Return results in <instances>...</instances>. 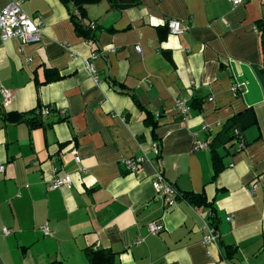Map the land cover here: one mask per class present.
I'll return each mask as SVG.
<instances>
[{
    "label": "crops",
    "instance_id": "obj_1",
    "mask_svg": "<svg viewBox=\"0 0 264 264\" xmlns=\"http://www.w3.org/2000/svg\"><path fill=\"white\" fill-rule=\"evenodd\" d=\"M22 1L44 36L0 38V90L14 95L7 107L0 99V230H10L0 264H90L98 251L114 264H264V0ZM168 20L186 29L171 35ZM11 113L22 121L8 123ZM141 156L128 173L122 162ZM157 173L179 195L171 210ZM56 175L72 188L51 190ZM151 223L163 231L150 233ZM205 224L215 243H203Z\"/></svg>",
    "mask_w": 264,
    "mask_h": 264
},
{
    "label": "built area",
    "instance_id": "obj_2",
    "mask_svg": "<svg viewBox=\"0 0 264 264\" xmlns=\"http://www.w3.org/2000/svg\"><path fill=\"white\" fill-rule=\"evenodd\" d=\"M233 6H238L242 3L243 0H230ZM166 26L171 35H180L184 32L186 28L182 27L181 22L177 20H168ZM94 28L93 25H91ZM44 32V22L40 17L32 18L30 17L23 9V1L22 0H11L1 11H0V38L1 40H19L23 45L27 44H39L43 39ZM138 49V48H137ZM97 54L92 55L91 59H95ZM88 66V64H87ZM89 71L93 75L94 81H97V76L88 66ZM14 95L9 90L1 89L0 90V99L3 106L7 107L11 104ZM209 101H213L212 98ZM177 112L184 118H186L190 112V108L181 100H176L175 104ZM51 108H42L39 113L42 119L48 117L50 114ZM59 114L64 117L66 115L64 110H60ZM220 124H218L219 126ZM210 128L208 126H204L203 130L208 131ZM234 134L239 137L241 140V134L238 130L234 131ZM208 145L203 142L196 141L194 144V149H205ZM243 147V146H242ZM153 154L155 157L159 156V146L155 142L152 144ZM72 159L79 167V173L83 172V168L81 166V158L79 157L76 150L70 153ZM148 159L146 156H141L137 158L127 159L122 162V165L125 167V170L128 173H135L140 165L147 162ZM4 172V166H0V176ZM72 179L70 175H66L63 177H58L57 175L52 178L49 183V188L51 190H58L60 188H72ZM154 189L157 194L162 196L163 201L165 202L166 209L171 210L177 205V200L179 195L176 190L171 186L164 176L160 173H157L154 178ZM40 231L44 236H49V229L47 225H43L39 227ZM205 229L207 230V235L203 239L204 244L215 243L217 239V234L215 229L205 224ZM148 230L152 234H159L163 231V225L161 223H151L148 226ZM8 235L10 234V230L2 229L0 230V235ZM141 241H137L135 244H140Z\"/></svg>",
    "mask_w": 264,
    "mask_h": 264
},
{
    "label": "trees",
    "instance_id": "obj_3",
    "mask_svg": "<svg viewBox=\"0 0 264 264\" xmlns=\"http://www.w3.org/2000/svg\"><path fill=\"white\" fill-rule=\"evenodd\" d=\"M62 1L64 2V1H67V0H62ZM130 5L131 4H128L126 2H122L121 4H116L117 7H121V8L128 7ZM77 16L78 15H76L75 17H77ZM76 24H77V27L79 29H84V28H82L83 26H82V23L81 22H76ZM84 30H85V32L89 33L88 28H86ZM262 42L264 44V39H263ZM47 73H49L48 80L47 81H56V80H59L58 75H54V74L52 75V72L50 70H47ZM199 105L200 104L199 103H196V101L193 102V104H192L193 107L198 108V109H199ZM42 108L43 107L38 108V109H36V110H34L32 112V114H31L32 115V120L30 121L31 124H32V127L39 126V125H41L43 123L42 122V118H41L40 113H39V111ZM47 108H49V110L51 108L50 114L54 111V109H53L52 106H47ZM5 119H6V121L8 123H20L22 121L21 115L15 114V113H11V114L5 115ZM146 121L152 127L155 126V124L152 122V120L150 118H147ZM232 129H231V139H233L235 137L237 139H239V137L234 134V130L232 131ZM182 198H186L188 201H190L192 203H195V204H198V205L204 204V201L201 198L197 197V196L185 195ZM114 257H115L114 254H112L110 252H107V251L90 252L88 254V258H89L90 264H114Z\"/></svg>",
    "mask_w": 264,
    "mask_h": 264
}]
</instances>
